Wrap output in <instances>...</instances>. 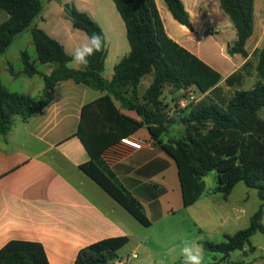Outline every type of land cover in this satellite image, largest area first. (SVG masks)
Masks as SVG:
<instances>
[{"label": "crops", "instance_id": "1", "mask_svg": "<svg viewBox=\"0 0 264 264\" xmlns=\"http://www.w3.org/2000/svg\"><path fill=\"white\" fill-rule=\"evenodd\" d=\"M49 1L57 2L62 8L60 15L64 14V17H60L55 29L42 28L40 21L46 20L49 11L45 9L36 21V26L59 41L68 54L72 55V51L89 36L83 30L74 28L67 19L63 7L65 4L75 5L87 13L102 28L107 40L106 31L99 20L97 0ZM181 1L190 15L193 30L173 18L164 0H155L166 33L218 71L223 79L227 78L247 59L229 52L237 40V32L229 16L221 9L220 0ZM2 11L0 9V24L9 18ZM119 16L113 9L111 17L115 22L110 25L111 30L122 37L123 28L126 34V27ZM109 18L105 13L102 16L103 20ZM25 33L32 38L31 32L25 31L16 40ZM214 47L220 50L222 56L223 51L228 53L220 59L206 51ZM263 47L264 0H255L254 32L246 43V51L251 57L257 49ZM125 48L126 45H123L121 52L117 46L111 57L107 50L105 79H112L114 67L129 54L130 50ZM22 51L19 53L21 68L15 70L20 72L18 76L26 75L21 73ZM32 60L41 73L51 74L53 71L52 64H41L38 61L37 52L36 59ZM4 61L9 72L8 63L13 67L14 63L7 59ZM110 64L112 70L105 76L107 65ZM39 65L43 69H39ZM34 77L40 79L31 85V91L25 86H21L19 91H11L2 82L11 92L24 93L41 101L43 108L28 121L16 116L9 133L5 136L0 134V264L6 258L29 254L34 255L41 264H76L81 250L116 239H125V243L116 249V259L110 264H184L179 248L185 238L194 239L202 246L204 241H211V236L215 237L213 242L224 240L227 234L222 228L226 222L224 219L213 220L210 208L202 214L201 220L195 217L198 206L206 196L207 180L210 177L207 175L204 178L206 189L200 200L185 207L176 162L152 139L141 117L114 100L120 114L138 127L128 136L140 140L143 146L135 150L122 145V138H117L102 152L101 158L119 182L143 206L151 222V226H143L81 170L82 165L91 161V156L77 136L82 109L108 93L69 80L59 83L45 95L43 78L40 75L30 78ZM256 81L253 80L249 86L252 87ZM140 87L142 95L148 87L144 90ZM168 94L172 103L167 104V110L172 113V104L179 100L181 91H169ZM183 131L182 125L175 124L160 139L167 143L173 138H179V135L182 137ZM204 252L205 257L213 256L214 261L221 259L205 249Z\"/></svg>", "mask_w": 264, "mask_h": 264}, {"label": "trees", "instance_id": "2", "mask_svg": "<svg viewBox=\"0 0 264 264\" xmlns=\"http://www.w3.org/2000/svg\"><path fill=\"white\" fill-rule=\"evenodd\" d=\"M60 1V0H57ZM125 27L130 52L115 67L111 80L104 78L107 59L106 38L102 28L75 5H63L67 19L76 29L88 36L101 34L102 51L89 58L84 70L69 67L70 54L56 39L36 26L45 10L43 0H0V9L9 18L0 24V56L25 31H30L41 64H52L51 74L41 73L27 51H22L21 73L44 80L43 93H48L59 83L74 81L107 96L86 104L82 109L77 136L81 139L91 161L81 170L91 177L113 199L131 213L143 226H151L141 203L119 182L101 158L102 152L117 138L127 137L138 127L123 117L114 104L135 111L148 126L152 139L176 162L182 186L183 204L190 207L205 192L204 178L215 171V192L227 201L238 183L256 189L262 201L250 219L249 226L234 234H226L221 242L204 241V249L212 254H222L218 261L227 260L231 253L250 246V239L264 234V119L259 111L264 109V47L251 57L246 43L254 32L255 0H220L223 12L229 16L237 40L231 47L233 54L247 60L223 79L222 75L198 56L179 45L166 33L155 0H112ZM173 18L193 30L188 11L181 0H164ZM8 70L18 76L13 65ZM256 73L258 79L250 89L245 82ZM153 76V81L141 95L139 87L143 78ZM223 83V85H222ZM183 91L195 88L203 97L182 111L168 112L161 99L165 89ZM43 108L41 101L30 95L9 91L0 79V134L5 136L20 116L28 121ZM175 124H182L184 135L164 143L160 137ZM125 239H116L87 247L80 251L76 264H110L116 259V249ZM250 247V250H254ZM3 264H41L34 255L15 256Z\"/></svg>", "mask_w": 264, "mask_h": 264}, {"label": "rangeland", "instance_id": "3", "mask_svg": "<svg viewBox=\"0 0 264 264\" xmlns=\"http://www.w3.org/2000/svg\"><path fill=\"white\" fill-rule=\"evenodd\" d=\"M66 1V0H64ZM100 8V16L99 20L101 22L102 27L106 31L107 34V50L110 52V57L112 56L113 52H116V47L118 46L123 52V45H126L124 50H130V46L128 40L126 38L125 29L123 28V35L120 37L116 35L114 30H111V23L113 21L111 17V11L114 9L116 15L118 12L116 10V6L112 0H97ZM45 9H48V13L46 16V20L43 22L40 21V26L42 28H49L55 29L60 21V17H64L60 15V9H62L56 1H49L43 0ZM163 3V1H162ZM110 10V11H108ZM2 13L5 15L6 12ZM108 15L110 18L109 20H103L102 16ZM120 17V16H119ZM121 23L122 20L119 18ZM229 19V18H228ZM69 25L72 27L71 23L66 20ZM44 23V24H43ZM115 24V23H114ZM124 27V24H122ZM66 29V28H65ZM64 33V32H63ZM22 50L28 51L33 59H36V52L32 42V38L28 33H25L19 40H16L8 50L0 56V79L2 82L7 86V88L11 91H19L21 90V86H25L28 88L29 91L33 90L31 85H34L39 81V77L30 78L26 75H20L18 78L14 79L13 76L7 71L6 62L4 60H9L14 63L15 70H19L21 68V63L19 61V53ZM209 54L214 55L215 57H220V59L225 57V54L228 53L227 51H223V56L220 53V50L216 47L213 49L206 50ZM222 56V57H221ZM43 66L39 65V69H43ZM111 64L107 65L105 76H108L111 72ZM258 77L255 73L253 79L248 80L244 85V89H250L252 87L249 84L253 80H257ZM12 81H15L13 84ZM153 81L152 75H147L142 82L140 87L141 90L146 89ZM223 85V83H222ZM171 91L170 88H166L163 101L166 104H171V96L168 94ZM203 95L196 90L195 88H189L186 90L181 91L179 100L176 103L172 104L174 111H182L191 103H195L200 100ZM259 115L262 119H264V109L259 111ZM182 125V124H180ZM182 127H184L182 125ZM185 132H182V134ZM184 135V134H183ZM181 136L179 135V138ZM210 178L207 180V192L206 196L203 198L202 202L198 206L195 217L197 220H201L202 214L208 212L210 208V212L212 213V219H224L226 222L222 228L227 234H234L239 230H243L249 226L250 219L254 215V213L259 209L262 204L258 196V192L256 189L247 187L244 183H238L235 188L233 189L229 199L227 201L222 200V197L219 193H214L213 188L217 186V174L215 171L210 172L208 174ZM212 188V189H211ZM262 224L264 225V214L262 217ZM211 241H214L215 237H210ZM250 246H246L245 250L243 251H235L231 253V256L227 259L222 261L220 264H264V234L258 232L253 235L250 239ZM250 247H254V250H250ZM217 255L218 259L221 258L222 254H215ZM214 262V257H205L203 264H212Z\"/></svg>", "mask_w": 264, "mask_h": 264}, {"label": "clouds", "instance_id": "4", "mask_svg": "<svg viewBox=\"0 0 264 264\" xmlns=\"http://www.w3.org/2000/svg\"><path fill=\"white\" fill-rule=\"evenodd\" d=\"M104 38L101 34H93L86 37V41L72 51L69 67L74 70H84L89 65V58L102 51ZM179 255L184 264H203L205 252L203 246L196 240L185 238L180 245Z\"/></svg>", "mask_w": 264, "mask_h": 264}, {"label": "built area", "instance_id": "5", "mask_svg": "<svg viewBox=\"0 0 264 264\" xmlns=\"http://www.w3.org/2000/svg\"><path fill=\"white\" fill-rule=\"evenodd\" d=\"M120 143L122 145H125V146L132 148V149H135V150H140V149H142V146H143V144L140 140L135 139L131 136H127V137L122 138L120 140Z\"/></svg>", "mask_w": 264, "mask_h": 264}, {"label": "water", "instance_id": "6", "mask_svg": "<svg viewBox=\"0 0 264 264\" xmlns=\"http://www.w3.org/2000/svg\"><path fill=\"white\" fill-rule=\"evenodd\" d=\"M229 52H230L231 55H233V52L231 50Z\"/></svg>", "mask_w": 264, "mask_h": 264}]
</instances>
